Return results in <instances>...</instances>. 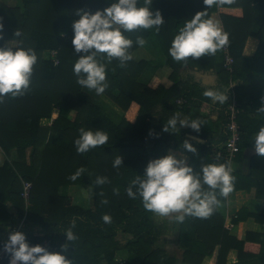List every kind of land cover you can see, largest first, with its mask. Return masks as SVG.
I'll return each instance as SVG.
<instances>
[{
  "label": "trees",
  "instance_id": "trees-1",
  "mask_svg": "<svg viewBox=\"0 0 264 264\" xmlns=\"http://www.w3.org/2000/svg\"><path fill=\"white\" fill-rule=\"evenodd\" d=\"M111 2L115 0H21L20 10V6L11 7L0 1L3 25L0 47H6L2 46L4 31L12 30L13 34L19 31L22 35L17 37L16 46L32 48L38 57L28 92L19 97L9 95L0 103V232L6 233L0 237V245L9 236L10 228L24 217L21 231L27 241L54 252L62 251L61 245L67 244L66 258L71 259V264H228L231 249L236 252L237 264H264V193L260 212H250L245 207L237 212L236 221L252 216L263 224L261 231H247L244 239L235 238L223 227L224 218L217 206L208 218L185 216L182 222H177L175 214L161 217L145 210L139 197H128L126 188L130 181L143 175L148 161L167 155L169 148L188 155L187 163L197 173L202 165L226 161L216 156L209 143L212 126L208 116L195 118L187 113L190 121H204L199 132L189 126L182 129L179 124L176 132L162 130L174 113L191 109L193 96L201 101L210 99L203 95L207 89L199 82L180 81L178 74L182 67L204 69L212 61L206 62L204 56L199 60L189 58L186 63L177 62L169 54L174 36L185 21L206 9L203 0H153L152 10L161 11L164 25L158 32L139 29L124 33L133 41L129 50L133 59L125 67L119 66L117 59L110 64L103 61L109 87L103 95H97L94 90L82 88L73 72L79 55L72 45V23L78 19L76 10L95 12ZM137 6H143V0H138ZM229 8H239L243 14L226 12ZM206 11L209 17L212 12L218 13L234 59L232 71L225 68L224 56L218 70L220 81L227 87L228 100L223 103L227 109L230 84L238 78L245 84L249 75L258 74V63L264 61V54H243L249 35L257 37L264 48V0H234L232 4L213 6ZM138 36L147 41L143 49L156 51L155 57L133 54L141 47L136 43ZM53 50L57 64L52 60ZM253 59L257 63H250ZM161 65L171 69L172 83L153 88L147 84L148 78ZM242 86L233 85L241 110L237 116L240 150L234 159L244 164L246 157L242 150L252 144V135L259 128H248L242 119V108L248 101H244ZM178 98L184 101L179 103ZM248 98L253 103L251 106H258L259 93ZM54 108L58 114L52 118ZM81 128L107 132L109 143L77 153L74 140ZM184 140L193 144L196 154L183 149ZM117 155L122 157L123 165L114 168ZM256 164L255 158H251L248 172L233 174V190L255 186L256 190L264 191V174L257 175ZM81 166L85 173L76 181L68 179ZM98 176H106L110 182L97 185ZM22 180L32 182L31 204L27 208L21 196ZM68 186L87 189V204L75 201ZM60 187H67V193L65 189L59 192ZM114 188L119 189L118 195L114 194ZM218 199L221 202L225 198L218 195ZM105 214L110 215V223L103 221ZM73 221L72 231L77 239L71 242L64 231ZM36 228L41 234L35 233ZM167 233L175 237L180 256L164 247L166 240L161 237ZM120 249L127 253L123 261L116 256ZM8 261L5 258L0 264Z\"/></svg>",
  "mask_w": 264,
  "mask_h": 264
},
{
  "label": "clouds",
  "instance_id": "clouds-1",
  "mask_svg": "<svg viewBox=\"0 0 264 264\" xmlns=\"http://www.w3.org/2000/svg\"><path fill=\"white\" fill-rule=\"evenodd\" d=\"M206 9L213 6L232 4L234 0H203ZM153 0H143V6H137L138 0H115L103 9L90 12L78 9L75 15L78 19L72 23L74 36L72 45L74 52L79 55L74 63L73 72L77 83L97 95H103L109 87L106 74V63L113 59L119 61V66L125 67L133 59L129 51L132 39L124 35L139 29H155L157 32L164 25V18L159 9L152 10ZM198 11L187 19L174 36L169 54L177 62H187L189 58L199 60L201 57L215 55L229 42L227 33L223 32L217 20L208 16L207 11ZM3 25L0 24V29ZM16 37L21 32L15 31ZM23 41H20L22 44ZM136 43L143 47L147 41L138 36ZM100 57L98 60L97 57ZM38 60L32 48L19 46L0 47V103L5 97L24 96L31 83L34 66ZM204 96L213 101L224 103L228 100L226 92L207 89ZM261 106L257 109L258 115L264 114V96ZM189 126L199 132L204 121L193 119L189 121L174 113L164 124V132H176L177 125ZM150 134H152L150 132ZM255 152L264 157V125L254 137ZM109 143V136L103 130L79 129V136L74 140L76 152L83 154L91 149L103 147ZM186 152L196 154L197 149L189 140L182 145ZM123 165L122 157L117 155L113 167ZM85 173L83 166L79 167L68 179L76 181ZM235 177L232 175L231 161L226 163H209L201 166L199 173L187 163V156L169 151L167 155L148 161L143 175H137L126 188L128 197L142 200L143 207L149 212L160 216H172L177 222H182L185 216L197 218L210 217L220 197L227 198L234 189ZM110 181L106 176H98L97 185ZM206 186V187H205ZM119 194V189H113ZM107 203V201H105ZM105 223L111 222V217L105 214L102 217ZM75 222L64 231L68 241H75L76 235L72 228ZM62 251H49L40 244H30L22 231L10 232L3 244V251L9 255L8 264H71L66 258L69 251L67 244L61 245Z\"/></svg>",
  "mask_w": 264,
  "mask_h": 264
},
{
  "label": "crops",
  "instance_id": "crops-1",
  "mask_svg": "<svg viewBox=\"0 0 264 264\" xmlns=\"http://www.w3.org/2000/svg\"><path fill=\"white\" fill-rule=\"evenodd\" d=\"M0 1L5 3L7 6H11V7L20 6V10L22 9L21 0H0ZM225 11L236 15L243 14L242 10L239 8H229L226 9ZM211 17L219 22L220 27L223 30V24L221 23L218 13L212 12ZM9 45L10 46L17 45V37L13 34L12 30H8L7 32L4 31V35L2 37V46H9ZM147 50L148 53H146V55H148V57L156 56L157 54L156 51L154 50L150 51V49L148 48ZM255 53L264 54L263 44L259 41L257 37L249 35L246 38L243 46V54L249 56ZM223 56H224V52L222 49L219 50L215 55H211V58L208 55L206 57L207 58L206 62L212 61V65L208 68L201 69L198 68L197 66L182 67L179 70L178 79L180 81L187 80L189 82H194V81L199 82L206 89H213L221 92H226L227 87L224 86L220 81V76H219L220 73L218 71L220 64L223 60ZM250 63L255 64L257 63V60L254 62L253 59L252 62ZM238 64L240 65V69H241L242 67L241 59L238 60ZM258 67H259L258 69L259 71H257L258 74L253 76L249 75V77L246 79L245 84L243 83V80L240 78L236 79L235 82L232 83L233 85L234 84L243 85L242 93L245 97L244 101L245 103L246 100L248 101L246 105L243 106L241 115H242V119L245 121L246 126L250 129L256 126L260 128L261 125H264V114L258 115L256 113L257 109L261 106V99L260 102H258V106L255 107V106H251L253 103L249 101L250 99L248 98L250 95L256 93H259L260 98L264 96V61L263 60L258 63ZM170 71L171 69L168 66L165 65L159 66L157 69H155L154 72H152V74L148 78L147 84L153 88L159 84H162L164 86H169L172 83L171 79L169 78ZM191 100H192L191 109H188V111L186 112H182L180 114L181 117L188 119L187 113H189L190 115L192 114L195 118H201L200 116L210 117L211 120L209 122V125L212 126V133L209 135V140H210L209 143L211 146H213L214 150H217L222 146V144L224 143V138H226L227 135L226 109L224 108L223 103L213 101L211 98L209 100L204 99L201 101L200 98L195 96H193ZM57 114H58V109L54 108L52 110V118H55ZM207 123H205V125ZM187 127L188 126H181L182 129H185ZM257 132H255L252 135L253 138L252 144L247 147H244V149L242 150L243 154L246 157V163L243 164L238 159H233L231 161L232 175L237 171L238 172L242 171L245 173L248 172L249 171L248 164L251 158H255V160L257 161L256 166H258V168L254 169L257 175L262 176L264 174V168L262 169L259 168V166L264 165V157L258 156L255 152L254 137ZM186 133L188 132H185L184 134ZM169 151L173 152L174 154L179 153L181 155L187 156V160H188V155H186L185 153L181 152L178 149L169 148L168 153ZM1 158H2V152L0 149V160ZM72 188L74 187L68 186V191L73 195V193L71 192ZM62 189H65L64 191L67 193V187L64 188L60 187L59 192H62ZM74 190L81 191V193H83L84 195V196L81 195L82 197L80 198H74V200L84 205L87 204V199H88L87 189L83 187H75ZM262 193H264V191L256 190L255 186L251 187V189L249 190L244 188L235 189L231 192V194L227 198L221 201L217 206V209L221 213L224 220L225 218H227L234 222L235 225L233 229L229 230V233L233 235L235 238L244 239L247 231L254 232V231H261L263 229V224L254 220L252 216L246 217L245 219L239 221L235 220L238 214L237 212L241 207H245L250 212H260L263 205ZM35 233L41 234L39 228L35 229ZM5 234L6 233L4 232H0V237H3ZM120 236L123 235L119 234V237ZM117 253H119L120 255L117 258L119 261H123L126 258L127 253L125 249H120L117 251ZM236 260H237L236 252L234 249H231L227 255V263L237 264ZM183 264H189V263H183ZM239 264H255V263L245 262Z\"/></svg>",
  "mask_w": 264,
  "mask_h": 264
},
{
  "label": "built area",
  "instance_id": "built-area-1",
  "mask_svg": "<svg viewBox=\"0 0 264 264\" xmlns=\"http://www.w3.org/2000/svg\"><path fill=\"white\" fill-rule=\"evenodd\" d=\"M223 52H224V66L228 71H232L234 59H233V56L230 54V51L227 45L223 48ZM51 56L55 60V64H57L58 60L56 58L55 50L51 51ZM229 90H230L229 91V102H228L227 109H226L227 115H228V120H227L228 135H227L226 140L222 144V146L216 150V156L222 157L226 162L232 161L236 153L240 150L239 141L241 137L240 126L237 120V116L241 110L238 107V102L236 99L235 91L233 89V84H230ZM183 101L184 100L182 98L177 99V102L179 103ZM31 187H32L31 181L22 180L21 196L23 197L25 201L26 208L30 206L31 204L30 203ZM25 214H26V211H25ZM23 220H24V217L16 225L10 228V232L21 231ZM234 225L235 224L232 220L225 218L223 222V227L226 230L233 229ZM7 239H5L3 243L0 245V261L4 260L5 258H9V255L3 251V244Z\"/></svg>",
  "mask_w": 264,
  "mask_h": 264
},
{
  "label": "rangeland",
  "instance_id": "rangeland-1",
  "mask_svg": "<svg viewBox=\"0 0 264 264\" xmlns=\"http://www.w3.org/2000/svg\"><path fill=\"white\" fill-rule=\"evenodd\" d=\"M143 47H140L136 50L133 51V54L134 55H141V54H146L148 53V50H144ZM54 62L55 60L52 59ZM58 60V59H57ZM74 188L71 189V192L73 193L74 197L73 198H80L82 197L81 195H83V193H81V191H76L74 190ZM84 196V195H83ZM164 217H170V216H164ZM122 237V236H120ZM161 238H165V244H164V247L170 252V253H176L178 256H180V249H179V245L177 246V242L176 240L174 239L175 237L171 234V233H168L166 235H163ZM117 258L119 255V253H117ZM120 259V258H119Z\"/></svg>",
  "mask_w": 264,
  "mask_h": 264
}]
</instances>
